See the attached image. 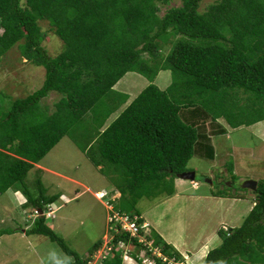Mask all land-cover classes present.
<instances>
[{
  "label": "trees",
  "instance_id": "1",
  "mask_svg": "<svg viewBox=\"0 0 264 264\" xmlns=\"http://www.w3.org/2000/svg\"><path fill=\"white\" fill-rule=\"evenodd\" d=\"M181 1L160 15V5L171 0H0V59L17 45L22 58L45 71L33 92L7 104L0 99V194L18 186L32 213L54 202L58 194L48 195L39 176L37 193H29L27 173L92 111L94 145L83 151L99 170L120 174L115 209L140 216L137 201L172 196L176 174L189 169L193 155L214 159L211 135L227 131L217 118L232 128L264 120V0H213L204 10L203 0ZM41 21L62 41L54 56L43 45ZM160 70H169L171 79L163 90L153 82ZM128 71L149 83L103 127L126 100L112 87ZM50 91L60 96L48 112L39 102ZM100 101L103 113L97 110ZM238 187L246 191L212 194L243 198L248 192L254 204L239 226L218 229L221 243L200 264H264V178L253 191ZM8 232L0 229V235ZM25 233L56 242L71 264H90L102 243L98 239L81 255L44 214ZM112 233L113 248L100 264H124L119 241L138 264L140 252L155 264H184L154 228L139 233L159 255L138 236L121 229Z\"/></svg>",
  "mask_w": 264,
  "mask_h": 264
},
{
  "label": "rangeland",
  "instance_id": "2",
  "mask_svg": "<svg viewBox=\"0 0 264 264\" xmlns=\"http://www.w3.org/2000/svg\"><path fill=\"white\" fill-rule=\"evenodd\" d=\"M212 1L203 0L199 9L204 10ZM181 2V0H171L168 5H160V15L168 7L179 6ZM40 25L46 33L43 45L54 56L62 49V41L50 30L47 21H41ZM44 72L42 66H36L22 58L18 46L14 45L0 59V92L3 93L0 99L4 97V103L7 104L8 100L24 97L33 92L41 86ZM128 73L129 76L123 78L125 82L134 76L132 72ZM158 75L153 82L163 87L158 82ZM140 76L143 77L141 84L149 83L145 76ZM137 78L141 80V77ZM125 82L121 81V85ZM59 96L55 91H50L46 97L41 98L39 103L51 112ZM97 107V110L103 113L101 101ZM216 121H219L227 130L224 134L211 135L214 150L220 152V157L210 160L195 154L188 161V167L195 171L194 181L198 186L194 189L193 180L189 179H185L189 181L183 180L182 183H184L186 195L193 194V197L186 198V201H177L172 211L166 210L165 214L161 209L165 206V209L170 208V203L168 206L166 204L155 206L165 198L162 195L142 196L136 203V208L141 213L152 210L150 212L154 215V219L160 214V222L164 226L165 233L170 231L179 235L181 240L187 238L185 243L188 254L201 245L206 234H215L218 227V229H227L232 224L239 226L253 202L247 192L235 206L228 207L226 201H221L217 205L218 198L214 197V200L209 201L211 192L219 189L229 190L230 193L246 191L239 189L241 182L246 179L264 178V120L252 125L256 127V130L244 125L232 128L224 122L223 117L217 118ZM95 124L93 112H87L84 123L76 124L69 133L65 134L36 166L28 171L25 178L29 193L32 195L37 193L36 178L38 176L48 195L58 194L57 199L51 204L54 213L52 216H46L47 224L81 255H85L88 248L98 239H102V246L103 242L109 238L107 205L115 206L116 200L120 197V194H117L118 189L114 187V184L121 180L120 174L113 170L105 172L99 170L83 151L90 144L94 145ZM223 166L231 168L234 179L231 178L229 171L223 170ZM205 179H210L212 182ZM96 191L106 192L107 195L99 199L95 196ZM200 195L208 200L196 198L201 197ZM112 196H115L114 200H111ZM25 202L26 194L18 186L0 194V229H11L10 233L0 235V264H71V256L66 254L56 242L42 234L22 231L25 227H31L34 218L31 207L29 209L30 205L27 203L24 205ZM149 229L147 227L144 232H148ZM216 235L217 242H213L212 245L221 242L219 235L217 233ZM182 243L184 241H181ZM183 261L184 264H196L195 258H191L190 255L184 254ZM124 264L136 263L126 260Z\"/></svg>",
  "mask_w": 264,
  "mask_h": 264
},
{
  "label": "crops",
  "instance_id": "3",
  "mask_svg": "<svg viewBox=\"0 0 264 264\" xmlns=\"http://www.w3.org/2000/svg\"><path fill=\"white\" fill-rule=\"evenodd\" d=\"M128 72H132V74H134V76L131 77V79H129L128 81H124L123 78H126L129 76V73ZM126 72L112 87L113 91H115L116 93H124L126 94V100L120 105V107L115 110L105 121L104 123V126L105 127L112 119H114L118 113L124 109L130 102L131 100L139 93V91H141L147 84H141L143 82V77L139 75V73L135 72L134 71H128ZM160 72V73H159ZM158 73V82L163 85V87H158L160 89H166L170 83L169 79H170V73H169V70H160ZM156 75V76H157ZM137 77H141V80H139ZM156 78V77H155ZM146 80V82H148L147 79H144ZM121 81L122 82H125L124 85H121ZM168 83V84H167ZM136 89V91H135ZM187 110V109H185ZM186 116H189V113L186 115ZM198 120V118H197ZM108 122V123H107ZM225 122V121H224ZM227 124V123H226ZM256 123L252 124V125H255ZM207 125V124H206ZM249 126V127H252L254 130H256V127L254 126ZM241 127V126H239ZM259 129V127H258ZM212 145H213V142H212ZM214 159L216 158H219L220 157V152L219 151H214ZM218 155V156H217ZM213 159V160H214ZM37 163L34 164V166H36ZM33 166V167H34ZM32 167V168H33ZM228 168V167H227ZM227 168H224L223 166V170L225 172L228 171ZM188 170H191V168H189ZM183 180L185 179H181V178H176L174 179V184H175V192L172 196H165V198H163L162 200H160L157 204H155V206H159L160 204H163V205H169L170 208H162L161 211L163 214H165L166 210L168 212L172 211V209L174 208V206H176V203L177 201L179 200H184L186 201V198H192L193 194H187L185 193V186H184V183ZM185 181H189V180H185ZM192 182V181H191ZM196 181L193 180L192 184H193V188L194 189H197L196 187L198 186L197 184H195ZM195 184V185H194ZM115 187V185H114ZM9 188H13V186L9 187ZM8 188V189H9ZM116 188V187H115ZM117 189V188H116ZM97 192V191H96ZM96 192H95V196H96ZM15 194V193H14ZM117 194H120V192L118 191ZM116 194V195H117ZM16 195V194H15ZM191 196V197H190ZM201 196V195H200ZM214 197L218 198V202H217V205L220 204L221 201H226L228 202V207H232V206H235L238 204L239 200L241 198H235V197H230V196H218V195H214L212 194L211 192V195H210V199L209 201H212L214 200ZM196 198H206V197H199L197 196ZM207 199V198H206ZM208 200V199H207ZM173 206V207H172ZM253 206V202L251 204V206L247 209V212L250 210V208ZM179 207V206H178ZM165 209V210H164ZM152 211V210H150ZM148 212V210H145L143 211L142 213L140 212V217L143 219L144 222L147 223L148 227L149 228H154L168 243H171L180 253L182 256L185 255H190V257H194L195 260H196V264H200L202 262V260L204 259L205 255L207 254V252L211 249V248H214L215 246L219 245L221 242H219L217 245H212L213 242H217V239H215L217 237V235L215 236V234L217 233L218 234V228L215 230V234L212 233V235L210 234H206L205 235V240L203 242H201V245L195 247L193 249V251L188 254V249H187V244L185 243L186 239L187 238H184V240H181V238L179 237V235H175L173 233H171L170 231H168L167 233H165L164 231V226L163 224L160 222V214H158L157 218L154 219V215L151 214V212ZM28 215H31V214H28ZM235 225H230V227H234ZM23 231V230H22ZM215 236V237H214ZM220 237V236H219ZM218 237V238H219ZM181 241H184V243L181 244ZM200 243V242H199Z\"/></svg>",
  "mask_w": 264,
  "mask_h": 264
},
{
  "label": "built area",
  "instance_id": "4",
  "mask_svg": "<svg viewBox=\"0 0 264 264\" xmlns=\"http://www.w3.org/2000/svg\"><path fill=\"white\" fill-rule=\"evenodd\" d=\"M107 195L106 192L103 191H97L96 192V196L99 199L105 198ZM114 200L115 196H112ZM108 204V203H106ZM111 204V203H110ZM107 209H108V216H107V232L109 234V238L103 242L102 246H100L92 255V258L90 260V264H100L101 260L106 258L107 256L110 255V251L113 248V244L111 243V238H112V232H117L120 229L128 232L131 236H138V240L139 242H143L145 245H147L149 247V249L154 253L159 255V250L156 247H152L151 246V242L144 236V235H140L139 231L140 229L142 230H146L148 225L146 222H141L138 223L137 220L140 217L137 214H132L130 215L129 213L123 212L120 213L118 210L115 209L114 205H107ZM35 215L39 214L38 210L34 211ZM46 214L48 216H52L53 214V210L51 208H49L46 211ZM225 229V228H224ZM119 247H124L123 251H122V257H123V262L125 263L126 260H129L133 263L138 264L136 261L137 259H134V257L130 256L129 252H128V248L127 245H125L123 243V241H119L118 243ZM141 253V254H140ZM138 254V258L141 259V263L142 264H155L154 259L150 258L148 255H145L144 252H140Z\"/></svg>",
  "mask_w": 264,
  "mask_h": 264
},
{
  "label": "water",
  "instance_id": "5",
  "mask_svg": "<svg viewBox=\"0 0 264 264\" xmlns=\"http://www.w3.org/2000/svg\"><path fill=\"white\" fill-rule=\"evenodd\" d=\"M176 177L182 178V179H189V180H195V171L193 170H185L182 172H178L176 174ZM205 181L212 182L210 179H205ZM257 186V180L255 179H246L241 183L242 188H248L250 190H255ZM24 230V229H23Z\"/></svg>",
  "mask_w": 264,
  "mask_h": 264
},
{
  "label": "clouds",
  "instance_id": "6",
  "mask_svg": "<svg viewBox=\"0 0 264 264\" xmlns=\"http://www.w3.org/2000/svg\"><path fill=\"white\" fill-rule=\"evenodd\" d=\"M51 204L52 203H50L49 205H47L46 206V209H44V211H42L41 209L39 210V214L38 215H46V216H48L47 214H46V211L49 209V208H51L52 206H51ZM53 213H54V211H53ZM33 217H35L36 215L34 214V212H33ZM24 232H25V229L23 230Z\"/></svg>",
  "mask_w": 264,
  "mask_h": 264
}]
</instances>
